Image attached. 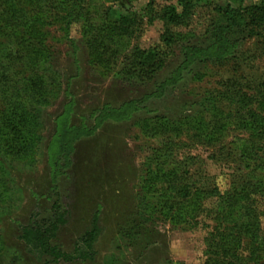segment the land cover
I'll use <instances>...</instances> for the list:
<instances>
[{
    "label": "rangeland",
    "instance_id": "374dc122",
    "mask_svg": "<svg viewBox=\"0 0 264 264\" xmlns=\"http://www.w3.org/2000/svg\"><path fill=\"white\" fill-rule=\"evenodd\" d=\"M260 1L198 0L190 24L176 31L185 47L207 49L213 26L226 25L220 8ZM148 2L131 6L142 12ZM120 3L88 0L93 10L118 14ZM155 3L182 11L179 0ZM9 7L0 3V25L16 16L30 23H19L18 33L0 32V109L43 70L53 90L41 106L31 153L0 148V264H255L245 258L253 246L264 251V32L247 25L235 31L232 53L221 58L190 61L177 45L152 79L127 81L120 75L126 57L161 44L163 22L146 15L128 51L109 66L90 54L83 23L67 26L59 8L39 12L26 0L14 14ZM22 36L36 51L34 68L16 55L6 58L23 49ZM243 94L249 99H239ZM166 148L172 159L162 156ZM246 152L255 161L245 163ZM244 182L250 199L235 215L256 224L258 241L243 237L238 262L210 243L212 213L218 194ZM184 189L188 197H181ZM38 227L66 257L53 261L41 251Z\"/></svg>",
    "mask_w": 264,
    "mask_h": 264
},
{
    "label": "trees",
    "instance_id": "16d2710c",
    "mask_svg": "<svg viewBox=\"0 0 264 264\" xmlns=\"http://www.w3.org/2000/svg\"><path fill=\"white\" fill-rule=\"evenodd\" d=\"M26 1L29 2V5L37 7L39 12H43V8L46 10L54 7L59 8L64 13L61 19L66 22L67 26H70L74 22H82L90 54L96 56L99 63L109 66L122 53L128 51L129 41L141 31L146 15L150 16L152 20L163 22L165 31L161 36V44L149 49L134 48L132 53L126 57V62L120 75L127 81L137 80L139 82H147V80L152 79L155 74L166 66L168 58L173 54L174 48L177 45L182 46L187 51L186 56L190 61L198 55L207 58H221L232 53L231 49L234 46L230 43L229 35L235 31H241L247 25L264 32V0L248 7L240 5L238 8L228 10L220 8L219 12L224 17L226 25L217 24L213 26L211 30L213 35L212 42L207 49L195 46L185 47L183 45L184 34L176 31L177 28L187 27L190 24L194 10L198 5V0H179L182 11L175 4L167 3L157 7L155 0H149L142 9V12H137L132 8L131 2L134 0H120V6L124 12L119 14L113 8H107L104 11L93 10L97 6L92 4L88 6V0ZM20 2H25V0H0V3H6L10 6L9 8H12V10L8 8L9 11L13 12L11 14H14V8ZM16 18L17 20H12L11 25H0V32L7 31L6 33H13L12 28L16 29L19 23L21 25L30 23V21L26 20L20 22L19 17L16 16ZM3 20L6 22L11 21L10 17L3 18ZM30 29L34 31L32 34H35V27ZM11 36L16 35L11 34ZM22 37L24 38L22 40L26 48L23 47V49H18L16 52L9 51L6 58L9 62L13 55H16L25 60L26 66H33L34 68L36 62L32 58L31 53L35 54L36 51L33 48L29 49L32 46L30 43L31 38ZM2 76L3 80L7 79L5 73ZM44 78H46L44 70L39 72V74H32L25 80L23 85L27 88V92H23V94L17 95L15 98L8 97L3 105L4 107L0 109V148L10 155L24 157L31 153L32 143L34 142L33 130L36 128L37 119L40 118L41 106L48 102L47 95L53 90V83L47 82ZM21 98L23 99L21 100ZM236 98L237 96L233 99ZM239 99L245 100L249 99V97L243 94ZM169 149L166 148L165 152L163 150L164 155L162 156L166 160L172 159V156L168 154ZM241 159L245 163H249V161H255V156H253L252 152H246L241 154ZM255 169H251V171L253 170L251 173L257 175ZM246 181L248 182V180ZM247 182L223 195L218 194L219 200L216 201L217 208L212 213V219L217 222V227L211 233L212 239L210 243L216 248L221 249L224 255H228L229 257L236 256V252L242 245L243 237H251L255 241H258V237L255 234L256 224L251 220H239L235 215V211L239 210L242 200L250 199V196L245 194L246 191L248 192L250 186H246ZM207 194H211V191L203 192V201L207 199ZM180 195L181 197H188L189 192L184 189L180 191ZM225 223H231L232 226L222 231L221 228ZM96 229L89 233V240H95L97 236ZM45 231L41 227H38L35 231V240L41 251L51 256L53 261H59L62 257H66L59 248L50 244ZM255 241L254 243L256 244L257 242ZM260 249L259 246H253L250 253L251 256L245 258V261L264 264V259L261 256V254H264V251ZM236 259H239L238 262L242 260L239 256H236Z\"/></svg>",
    "mask_w": 264,
    "mask_h": 264
}]
</instances>
